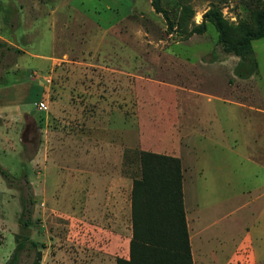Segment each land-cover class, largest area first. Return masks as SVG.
Returning a JSON list of instances; mask_svg holds the SVG:
<instances>
[{
    "label": "rangeland",
    "instance_id": "1",
    "mask_svg": "<svg viewBox=\"0 0 264 264\" xmlns=\"http://www.w3.org/2000/svg\"><path fill=\"white\" fill-rule=\"evenodd\" d=\"M160 2L172 32L150 0H0V264L34 262H9L20 218L38 264L127 258L145 152L178 159L193 264L205 225L223 264H264V36L247 78L211 23L184 37L213 8L237 39L264 0Z\"/></svg>",
    "mask_w": 264,
    "mask_h": 264
},
{
    "label": "trees",
    "instance_id": "2",
    "mask_svg": "<svg viewBox=\"0 0 264 264\" xmlns=\"http://www.w3.org/2000/svg\"><path fill=\"white\" fill-rule=\"evenodd\" d=\"M151 7L162 14L167 29L172 32L168 10L160 0H150ZM211 23L217 31V41L225 52L238 57L233 73L238 78H247L256 73L257 62L253 55L252 41L264 36V8L254 15V27L243 31L237 39L227 35L222 14L213 8L207 9L200 22L185 31V36L201 34ZM139 175L131 187V237L128 258H118L116 264H193L184 217L181 171L177 158L164 154L145 152L141 156ZM0 175L5 180L13 176L0 165ZM32 202L31 200L28 201ZM26 205H23V212ZM29 212V211H28ZM21 229L15 235V246L10 263L26 243L35 249L33 264H38L41 254L36 241L29 239L25 230L28 220L20 218Z\"/></svg>",
    "mask_w": 264,
    "mask_h": 264
},
{
    "label": "crops",
    "instance_id": "3",
    "mask_svg": "<svg viewBox=\"0 0 264 264\" xmlns=\"http://www.w3.org/2000/svg\"><path fill=\"white\" fill-rule=\"evenodd\" d=\"M182 193H183V208H184V217H185V223H186V228H187V233H188V242L190 245V253L191 257L193 259V248H192V238L194 232H196L200 227L196 224V221L198 220V216L194 215L192 212H188L187 208L185 207V197H184V189H183V184H182ZM217 219H215L216 221ZM208 226L205 225V227L202 228V231H200L201 234V251H202V256L204 259L207 261H210V256L212 264H223V261L219 260L218 253L221 251V246L218 245L219 243H210L211 236L208 234H205V231H207ZM238 244V242H237ZM128 258V256H127ZM208 261V262H209ZM221 262V263H220Z\"/></svg>",
    "mask_w": 264,
    "mask_h": 264
}]
</instances>
